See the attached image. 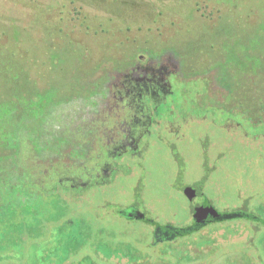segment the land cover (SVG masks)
Wrapping results in <instances>:
<instances>
[{"label": "rangeland", "instance_id": "374dc122", "mask_svg": "<svg viewBox=\"0 0 264 264\" xmlns=\"http://www.w3.org/2000/svg\"><path fill=\"white\" fill-rule=\"evenodd\" d=\"M119 2L0 0V45L5 30L22 38L41 37L43 30L53 38L50 53L64 54L44 66L17 55L29 77L25 88L19 84L12 93L0 84L5 102L16 107L0 118V169L14 182L6 190L16 206L14 215L0 216V264H264V223L253 216L264 211V135L254 140L263 133L255 125L261 119L264 125V113L258 115L264 42L256 33L264 25V0ZM104 60L109 65L101 68ZM241 62L259 73L246 83L236 75L235 86L232 68ZM163 66L169 102L183 109L193 102L233 109L239 103L254 124L247 121L248 136L238 137L234 120L228 129L198 122L175 146L151 141L140 165L126 155L112 162L113 151L100 147L123 133L134 112L126 105L136 104L127 102L129 89L144 79L136 73L153 75ZM213 78L222 86L207 91L206 79ZM201 114L206 122L211 117ZM105 162L113 170L103 178L95 164ZM23 175L40 184L22 193L16 182ZM192 180L198 181L194 198L203 192L221 213L243 209L252 219L219 222L155 246L147 224L119 215L135 202L160 225L188 227L191 205L181 191ZM43 185L50 190L44 203L35 195Z\"/></svg>", "mask_w": 264, "mask_h": 264}, {"label": "flooded vegetation", "instance_id": "af4514ba", "mask_svg": "<svg viewBox=\"0 0 264 264\" xmlns=\"http://www.w3.org/2000/svg\"><path fill=\"white\" fill-rule=\"evenodd\" d=\"M139 60L141 63H144L142 62L144 57H139ZM154 65L155 64L153 61H149V68H154ZM161 69L165 70L167 67H158L153 75L148 76L144 73V71L140 72L139 74L136 73L137 77L139 76L144 79L142 81V85H137L134 88L129 89V92L131 93L127 102L130 103V101H136V104L126 105L129 108V111H134L130 115L128 124L122 126L125 127V129L122 131V134L116 133V135L113 137L116 140L115 143L113 138L110 139L111 142H107V140H103L104 136H101V140L105 141V143L102 144L100 148L105 147L108 149H105L107 154L113 151L112 162L114 159L116 160V158L126 155L128 159L133 160V163L135 161V164L140 165V160H142V157L146 154L151 141H159L167 143L170 146H175L176 142H181L179 139L184 138L185 135L183 134L194 132V125L198 122L207 125V127L208 124L212 125V127H215V123H220V125L227 127L228 129V126L224 125H227L228 122L234 120L235 124L232 125L237 128L235 129V132H239L240 136L238 135V137L248 136L247 132L244 131V129L247 130V121H249L247 117V110L239 103L235 105L238 107L233 109L231 106L229 107L230 104L223 102L217 104L193 102L191 104V108L183 109L177 103L169 102L168 99L171 92L168 88V82L165 75L160 74L162 73L160 71ZM149 71L152 72L153 70L149 69ZM208 82L209 79H206L207 91L210 89L209 85L207 84ZM118 94H120V92L117 91L115 95L118 96ZM165 95L169 96L166 97ZM164 99L168 102H163L165 101ZM260 106L262 108L259 109L258 115L261 116L264 113V105L261 104ZM201 110L204 111L201 112ZM233 111H237L238 113L236 112V114H234L232 113ZM206 112H208L211 116L207 122L205 118L207 115L201 114ZM231 115L232 117L235 115L234 119H232ZM249 122L254 126L252 121ZM257 124L258 125L255 126H259L263 133L260 135H254L255 144L264 135V125L262 119L258 121ZM150 126L152 128H150ZM250 130L252 129L250 128ZM180 132L182 134H180ZM96 158L99 159L100 157L96 156ZM107 163L108 162H105V165L99 163L95 164L97 166L99 165L98 167L101 168V171L104 169V171L101 172L98 167H95L98 169L97 171L99 172V175L100 173H105V175H101L103 178L104 176L110 175L108 171L113 170V168H110ZM91 170L94 171V169ZM98 172L95 173L94 179L99 178ZM197 182L198 181L196 180H192V183L187 184L181 191V194L191 205V224L188 227L172 228V226L168 224L158 225L156 221L148 219L146 217V213L136 206V204H134L135 202L130 203L127 207L119 211V213L125 212L126 215L129 218H133L134 221L139 220L147 224L149 229H151L154 242L153 245L155 246L165 241H174L179 236L183 237L184 235L190 234L193 231L201 232L202 227L205 228L212 224L236 218L249 219L252 217L251 215H248V212L243 209H235L221 213L218 209H215L210 199L204 197L203 192L200 191L194 198L192 190L195 186L198 187ZM186 189H189L190 191L185 194ZM261 206L263 207V205ZM253 216L254 218H260L257 219L258 222L264 223V211L263 216Z\"/></svg>", "mask_w": 264, "mask_h": 264}, {"label": "trees", "instance_id": "16d2710c", "mask_svg": "<svg viewBox=\"0 0 264 264\" xmlns=\"http://www.w3.org/2000/svg\"><path fill=\"white\" fill-rule=\"evenodd\" d=\"M100 1L110 2L111 4H117L118 3L120 5V2H119L120 0H100ZM134 7H132V9L136 10L137 7L136 8H134ZM262 32H264V25L263 24L259 26V28L256 30V33L257 34L259 33L261 35L262 41L264 42V36H263ZM41 33H42L41 37L33 38L32 35L27 34L25 37L22 38L21 36L17 35L18 34L17 32H9L6 30L2 32V35L5 37L6 42L4 45H0V57H1V54L5 55L7 57L2 55L5 58H3V59L0 58V84H2V82L5 81L7 83V86H10L9 92H12V93L15 92L17 87H19L20 85L21 86L23 85L25 88L26 82L23 79L29 78L27 74L24 75L23 73H21L22 71L20 70V68H21V62L22 61L16 57H18L20 55L22 56V54H24V55H26V57L28 59H34V60L38 61L40 64H42L43 66L46 65L47 63L50 65V63L54 64L56 62L62 61V57L64 54L61 55V52L59 50H58V52L53 51L52 53H50L51 49L49 47L48 41H50L53 38H49L50 40L48 38H44L47 36L43 30H41ZM15 35H16V37L14 38ZM255 36H256V34H255ZM36 41H38V42L40 41L39 44L41 47L39 45H37V43L35 44ZM6 50L7 51L9 50V52L3 53ZM19 51H21V52L18 53ZM63 53H65V52H63ZM12 58H14V59H12ZM101 62H103V61H101ZM107 64L109 65L108 60L105 61L100 66H101V68H103V66H105ZM247 65H248V63L241 62L240 66H236V67L232 68V83H233V85L236 86L239 82V79H240V78L236 79L235 78L236 75H238V77L245 75L246 78H244V77H242V78H243V81L246 83L247 79L252 77V75L253 76L255 75L254 73H259V72H257L258 69L256 70L255 67L253 69L254 71H252V72L247 70V69H249ZM251 69H252V67H251ZM90 72H94V70L93 71L90 70ZM261 74H264V70L261 72ZM92 75H90V76H92ZM23 76H25V78ZM90 76H87L86 79H89ZM215 79L213 78V80H209L210 82H208L207 84L212 85V84L216 83V85H218V83H217V81H215ZM262 79H264V76L261 77V80ZM218 86H222V85L219 84ZM224 88H226V87H224ZM1 90H2V92H1ZM1 90H0V95H2L3 98L0 101V102H2L1 103L2 106H0V118H3L5 113H6L5 114V117H6L8 114L13 112L16 109V107L13 105H9V104H7V102H5V99H6L5 90L3 87L1 88ZM21 96L22 95H20V94L19 95L17 94L15 96L16 101H18L17 102L18 104L20 103L19 100L21 99ZM3 168L0 169V193L5 192L6 195L4 197V194L2 193L3 194V197H2V194H0V216L4 215V214L14 215L16 212L15 203H13V201H12L13 199H15L14 194L9 193V191L7 192V190H6V186H8L9 184H14V182H11V183L7 182V180H6L7 176H5V173H7V172H5ZM35 176L36 175H34V177ZM35 181H37V179H35V178L30 179V177H28V179H27V177L23 175L20 180H19V178L17 179L16 184L19 183L18 185H20L19 187H21V190H22L21 192L23 193L26 191L28 192L29 190H34V188H31V187L36 186ZM37 184H40V183L37 181ZM43 187H44V185H43ZM43 189H46V187L42 188L40 192L35 190L36 191L35 192L36 197L40 201H42V203H44V196L48 195L47 192L50 191V190H47L45 192V190L43 191ZM43 194H45V195H43ZM2 198H4V199H2ZM119 215L123 216L124 218H126L129 221H134L133 218H129L125 212H123V213L120 212ZM61 230H64V228H61Z\"/></svg>", "mask_w": 264, "mask_h": 264}, {"label": "water", "instance_id": "95a60500", "mask_svg": "<svg viewBox=\"0 0 264 264\" xmlns=\"http://www.w3.org/2000/svg\"><path fill=\"white\" fill-rule=\"evenodd\" d=\"M189 191H190L189 189H186V190H185V194L188 193ZM208 212H209V211H208Z\"/></svg>", "mask_w": 264, "mask_h": 264}]
</instances>
